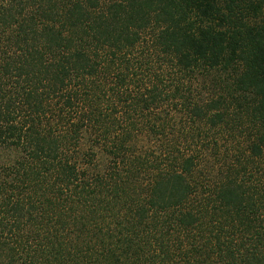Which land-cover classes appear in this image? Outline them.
<instances>
[{
    "label": "trees",
    "instance_id": "16d2710c",
    "mask_svg": "<svg viewBox=\"0 0 264 264\" xmlns=\"http://www.w3.org/2000/svg\"><path fill=\"white\" fill-rule=\"evenodd\" d=\"M0 264H264V0H0Z\"/></svg>",
    "mask_w": 264,
    "mask_h": 264
},
{
    "label": "rangeland",
    "instance_id": "374dc122",
    "mask_svg": "<svg viewBox=\"0 0 264 264\" xmlns=\"http://www.w3.org/2000/svg\"><path fill=\"white\" fill-rule=\"evenodd\" d=\"M8 158H10L8 153H6V152H5V154L4 153H0V162H3L5 159L7 160Z\"/></svg>",
    "mask_w": 264,
    "mask_h": 264
}]
</instances>
